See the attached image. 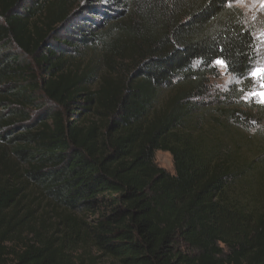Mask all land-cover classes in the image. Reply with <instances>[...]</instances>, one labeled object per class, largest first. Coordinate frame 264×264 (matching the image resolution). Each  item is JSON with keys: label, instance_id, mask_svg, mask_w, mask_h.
<instances>
[{"label": "trees", "instance_id": "16d2710c", "mask_svg": "<svg viewBox=\"0 0 264 264\" xmlns=\"http://www.w3.org/2000/svg\"><path fill=\"white\" fill-rule=\"evenodd\" d=\"M221 46L255 66L228 0H0V264H264V134H219L264 106H206Z\"/></svg>", "mask_w": 264, "mask_h": 264}, {"label": "rangeland", "instance_id": "374dc122", "mask_svg": "<svg viewBox=\"0 0 264 264\" xmlns=\"http://www.w3.org/2000/svg\"><path fill=\"white\" fill-rule=\"evenodd\" d=\"M229 3L232 6L240 8L244 15H245V20L248 25V27L253 31L255 39H256V62L255 66L256 67H264V37H260V33L264 32V7L261 6V0H228ZM94 17H98L97 19H100V16L93 15ZM89 16L87 15V18ZM83 58H98L97 55H95V50H90L87 49V51L84 54ZM215 67V66H214ZM217 69V76H214L213 78H210L209 80V98L205 100L206 106L209 107V109L218 108L220 106V101L226 97L232 90V88L237 87L241 88L240 85L242 84V80H238L229 74H225L226 70L225 69H220L218 67H215ZM260 81L253 79L251 81V89L249 91H261L259 87ZM167 94L165 95L164 99L168 98L169 92H166ZM242 100H245V94ZM249 104H256V105H261L259 103V98H253L251 101H247ZM246 110V108L244 109ZM202 125H205L206 129L205 131H208L209 126L213 124L211 122V119L209 120H203ZM250 131H244L242 129H237L233 128L232 132L233 135H229L228 132L226 134V130L223 129L225 133H219L220 136L224 139L229 140V137H235L239 139V134L240 132L244 135L245 138L253 139V136L256 135L257 132L264 134V123H260L257 125L255 123V120H250ZM255 141V140H253ZM256 145V142L253 143ZM246 151V150H245ZM246 153L250 155L246 151ZM154 161L156 165L159 168L164 169L171 175H175V166H174V161L173 157L171 156L170 153L168 152H163V151H156L154 154ZM96 255V253H93ZM98 264H111L110 261L107 260H99Z\"/></svg>", "mask_w": 264, "mask_h": 264}, {"label": "snow or ice", "instance_id": "6c2138e0", "mask_svg": "<svg viewBox=\"0 0 264 264\" xmlns=\"http://www.w3.org/2000/svg\"><path fill=\"white\" fill-rule=\"evenodd\" d=\"M261 6L264 7V0H261ZM250 35V33H249ZM260 37H264V32L260 33ZM251 47V45H249ZM218 52L220 53L217 55V57L212 61V65L215 67H218L220 69H225L226 72L225 74L233 73L235 74L240 80L245 79V77L248 80H259L260 81V89L261 91H247L245 92V98L246 102L251 101L253 98L258 97L259 98V103L264 105V67H256V66H249V70L245 72H240L237 73L234 65L227 59L225 58L222 54L224 52L223 46H221L218 49ZM244 55L247 56V53H244ZM201 60V64L206 63L204 58H199ZM248 59L251 61L252 57L248 56Z\"/></svg>", "mask_w": 264, "mask_h": 264}]
</instances>
